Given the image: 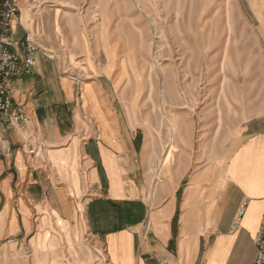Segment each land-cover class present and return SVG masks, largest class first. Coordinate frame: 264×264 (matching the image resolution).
<instances>
[{
	"label": "crops",
	"instance_id": "1",
	"mask_svg": "<svg viewBox=\"0 0 264 264\" xmlns=\"http://www.w3.org/2000/svg\"><path fill=\"white\" fill-rule=\"evenodd\" d=\"M16 1L12 50L29 32L38 51L33 71L11 82L27 123L3 131L12 153L0 154V264H34L35 256L40 264L59 235L83 226L113 264H251L264 208V130L226 142L211 161L188 156L149 200L152 143L118 115L114 66L100 75L89 63L83 29L62 5ZM80 63L90 66L73 70L89 79L78 87L64 66ZM74 257L94 264L90 252Z\"/></svg>",
	"mask_w": 264,
	"mask_h": 264
},
{
	"label": "rangeland",
	"instance_id": "2",
	"mask_svg": "<svg viewBox=\"0 0 264 264\" xmlns=\"http://www.w3.org/2000/svg\"><path fill=\"white\" fill-rule=\"evenodd\" d=\"M75 1L39 4L62 5L70 22L76 15L84 56L98 63L100 75L108 62L114 66L118 115H128L137 137L152 143L149 200L188 156L211 161L226 142L264 130V0ZM86 65L64 66L78 87L89 77L73 69ZM77 233L59 235L40 264H84L75 252L113 264L84 226Z\"/></svg>",
	"mask_w": 264,
	"mask_h": 264
},
{
	"label": "built area",
	"instance_id": "3",
	"mask_svg": "<svg viewBox=\"0 0 264 264\" xmlns=\"http://www.w3.org/2000/svg\"><path fill=\"white\" fill-rule=\"evenodd\" d=\"M18 14L14 0H0V154L10 155L12 149L5 145L3 131L9 126L26 125L27 117L15 108L11 97V82L19 70L31 73L35 66L38 47L30 34L19 44L20 51H13V22ZM30 154H34L31 151ZM243 209L241 210V213ZM256 257L251 264H264V208L260 228L253 239Z\"/></svg>",
	"mask_w": 264,
	"mask_h": 264
}]
</instances>
